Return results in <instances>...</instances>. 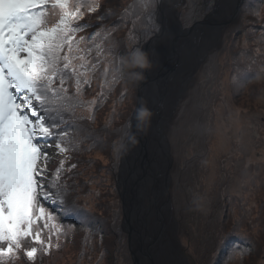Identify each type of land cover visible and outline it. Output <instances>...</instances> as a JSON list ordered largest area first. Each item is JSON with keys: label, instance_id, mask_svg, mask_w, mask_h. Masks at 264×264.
Segmentation results:
<instances>
[{"label": "rangeland", "instance_id": "1", "mask_svg": "<svg viewBox=\"0 0 264 264\" xmlns=\"http://www.w3.org/2000/svg\"><path fill=\"white\" fill-rule=\"evenodd\" d=\"M79 1L67 0L70 8L81 9L78 13L82 16L74 21L79 30L70 38L73 55L63 84L67 92H58L50 99L52 103L46 104L47 115L69 126L67 135L59 140L67 151L60 153L55 146L46 149L49 159L45 173L54 182L52 176L56 175L59 184L55 182L51 191L65 201L66 212L59 213L51 199L46 201L51 218L46 212L32 228L33 236L40 233L43 244L32 236L24 238L21 249L5 264H39L25 255L33 247L41 253V264H133L122 226L119 166L128 117L139 93L132 64L137 54L140 56L138 46L158 33L162 25L157 17L160 0H141V5L131 0H83L81 6ZM219 1L177 0L174 8L180 30L192 25L191 30L210 26L214 31L208 29L211 33L206 36L214 40L197 54L181 92H174L171 111L161 128L171 155L169 200L165 202L173 221L170 236L174 233L176 237L181 264H215L214 252L231 235L248 237L245 240L251 247H240L222 264H264V4L243 0L238 6L235 0L226 9ZM141 12L145 14L138 16ZM60 16L59 8L48 5L45 26L55 27ZM106 24L114 25L110 34ZM131 37L129 44L111 41ZM201 42L200 38L195 41L197 45ZM102 58L103 70L98 66ZM106 63L113 72L119 67L122 77L116 80ZM141 66L143 75L145 65ZM72 68L90 71L87 77L77 72L73 75ZM77 77L81 81L79 92ZM52 87L61 88L59 75ZM157 96L161 98V91ZM90 118L94 122L88 128L85 121ZM61 155L63 164L59 162L52 175L50 163ZM68 167L69 171H64ZM67 173V180L61 177ZM148 181L147 188L152 185V180ZM65 182V187L60 185ZM129 189L126 186L127 196ZM151 193L149 189L143 196L144 206L150 205ZM76 215L78 221L72 218ZM67 216V220L59 219ZM115 221L124 235L121 238L115 224L111 226ZM78 223L79 227H70ZM146 235L152 236L149 232ZM131 236L136 244L140 242L137 234ZM49 244L50 252L45 254ZM144 259L145 264H155L152 258L148 262L146 252Z\"/></svg>", "mask_w": 264, "mask_h": 264}, {"label": "snow or ice", "instance_id": "2", "mask_svg": "<svg viewBox=\"0 0 264 264\" xmlns=\"http://www.w3.org/2000/svg\"><path fill=\"white\" fill-rule=\"evenodd\" d=\"M50 2L61 10L58 24L51 28L44 19ZM77 12L68 10L67 0H0V244H6L0 247V264L21 249L26 237L43 244L40 233L33 236L32 228L46 212L48 218L52 216L45 202H55L58 193L51 191L55 182L45 174L46 149L55 146L60 153L66 152L59 140L67 130L52 131L58 122L47 115L46 104L58 92H67L64 73L70 69L71 59L67 55L61 58L59 53L66 43L71 51L69 33L79 30L73 27ZM61 59L63 69L59 68ZM136 63H143L139 54ZM71 71L76 75L74 68ZM57 75L59 90L52 87ZM80 83L77 77V92ZM50 249L49 244L44 253L49 254ZM25 255L34 262L37 248Z\"/></svg>", "mask_w": 264, "mask_h": 264}, {"label": "bare ground", "instance_id": "3", "mask_svg": "<svg viewBox=\"0 0 264 264\" xmlns=\"http://www.w3.org/2000/svg\"><path fill=\"white\" fill-rule=\"evenodd\" d=\"M234 1L220 0L219 2L227 9ZM176 2L177 0H164V3L160 4L162 11L158 12L157 17L160 21L162 19L164 22L162 24L165 27L149 49L150 54H147V65H145L143 75L140 72L143 83V98L140 106L142 109L140 115H137L136 124L142 130L141 135L145 136L147 145L142 136H137V140L130 137V143L126 147L121 167V172L124 171L122 185L125 188L126 186L130 187L131 195L128 197L126 193H123L125 200L127 199L126 219L128 218L130 221L127 228L130 230L132 246L140 256L139 264L147 263L144 259L145 252L148 256V262H151L150 258H152L158 264H181L176 237L174 233L173 236H170V232L173 230V221L169 217L168 205L163 203L166 197L163 191V167L168 160V142L166 143L167 139L165 141L157 134L156 125H160L161 128L164 127L171 111L174 92H181L184 87L183 80L191 72L197 54L205 45L214 40L210 38L211 35L206 36L208 32L211 33L208 31V29L212 30L210 26L192 31L180 30L174 15ZM213 20L216 22L217 18H213ZM198 38L202 42L197 45L195 41L197 42ZM162 86H166V91L163 98H158L157 95L162 90ZM153 90H156V94ZM155 111L160 113V118H156V114L153 113ZM150 115L151 120H153L151 123H154L152 124L153 127L144 121ZM138 138H141V145L138 143ZM145 145L148 147L145 152L150 155V160L146 165L147 170L143 171L139 160L144 161L142 146ZM129 159H135V164L131 166L130 173H128L130 169ZM148 180H152L153 186L147 188ZM149 189L153 199L148 208L144 206L142 199ZM152 217L154 222L151 221ZM131 232L137 234L136 239L140 242L136 244L135 238L132 239ZM147 232L149 235L152 234L151 238L146 237Z\"/></svg>", "mask_w": 264, "mask_h": 264}, {"label": "water", "instance_id": "4", "mask_svg": "<svg viewBox=\"0 0 264 264\" xmlns=\"http://www.w3.org/2000/svg\"><path fill=\"white\" fill-rule=\"evenodd\" d=\"M159 2L160 3H163L164 0H160ZM160 3L158 5V8L160 7ZM240 3H242V0H238V6H239ZM160 8H159V11H161ZM236 9H237V7H236ZM198 24H200V23L199 22L198 23H195V25H198ZM160 25H161V23H160ZM193 26L194 25H192L190 28H188L187 30H184V31H190ZM164 27L165 26L162 24L160 26V28H159L158 33H154V35L152 36V38H150L149 41L143 46L142 50H143V53H144V55H145L146 58H148L147 57V54H150L149 53L150 47L152 46L153 42L157 39V37L160 35V33H162L161 31L163 30ZM141 76L142 75H140V73H137L136 74V81H137V86H138L139 93L137 95L138 97H137V101H136V106H135L134 111H133V113H132V115L130 117V129H129L130 134H129V138H128L127 142L123 146V150H122V154H121V158H120L121 164L119 166V176H120L119 183L121 184V190H122V192L120 194V200H121V203H122V226L124 228V231L128 235V246L130 247L129 250H130V254H131V258H132L133 264H139V257L140 256L136 253V250L132 246V242H131V238H130V230L127 228V224L128 223L130 224V221L128 220V218L126 219V207H127L126 202H127V199L125 200L124 194H123V193H126V191L124 192L125 187L122 185V179H123V172L124 171L121 172V167H122L123 155L125 154V150H126L127 145L130 143V137H132L133 140L134 139L137 140L136 139L137 136H142L141 135L142 130L136 124L137 123V115L141 112V109H142V107H140L141 104H142V93H143L142 92V89H143L142 88L143 87L142 84L143 83H142V80H141ZM162 87H164V88H162V90H161V93H162L161 98H163V95H164V93L166 91V86H162ZM154 113L156 114V118H160L161 117V115H160V113L158 111H155ZM144 121H146L147 123H150V126L151 127L154 126V125H152L154 123H151L153 121V120H151V115H150L149 118H147ZM156 129H157V134L160 136V138L162 137L166 141V137L163 136L162 133H161V127H160V125H156ZM142 137H143L142 139L144 140V142L146 144L145 136H142ZM138 143L141 145V138H138ZM166 143H167V141H166ZM146 145L145 146H142L143 147V155H144V158L143 159H144V161L142 162V161L139 160V162H141V168H142V170L144 169L143 171H146L147 170V166L146 165L149 163L148 160H150V155L147 152H145V149L148 148ZM167 153H168L167 164L165 165V167H163V172H164V178H163V186H164L163 189L164 190L163 191L166 193L165 195L168 196V186L170 184V175H169V173H170V167H171V155L169 153V148H168V152ZM129 162H130V169H129L128 173L131 172V166L133 164H135V159H129ZM144 175H145V173H144ZM144 175H143V177H144ZM126 195H127V193H126ZM130 196L131 195H129L128 197H130ZM165 200H166V197H165ZM168 200L169 199L167 198V200L166 201H163V203L168 202ZM140 203H141V201H140ZM149 206H147V207L149 208ZM125 228H127V230H125ZM150 261H151V258H150ZM153 262L155 264H158L154 259H153Z\"/></svg>", "mask_w": 264, "mask_h": 264}, {"label": "trees", "instance_id": "5", "mask_svg": "<svg viewBox=\"0 0 264 264\" xmlns=\"http://www.w3.org/2000/svg\"><path fill=\"white\" fill-rule=\"evenodd\" d=\"M130 1V0H129ZM135 2V1H137V0H132V2ZM263 3L264 4V1L263 0H248L247 1V3H250V4H252V3ZM107 12V11H106ZM107 17L105 16V19H106ZM107 21V20H106ZM105 21V22H106ZM107 25V24H106ZM108 27H113L111 24L110 25H108ZM131 40L132 39H130V38H128V41L129 42H131ZM122 43V42H121ZM95 45H98V43H96ZM89 51H91V50H87V52H89ZM90 65V63H88V62H85V65ZM98 66H99V61H98ZM119 67L118 68H115V72H116V75L114 76L115 78H116V80H118L119 79V77L121 78L122 77V75L119 73ZM90 71V68H87V69H83V70H81V71H79V69L77 68L76 69V72L77 73H79V74H81V73H83V75L84 76H86L87 77V75H88V72ZM91 73V72H90ZM129 118V117H128ZM129 120V119H128ZM87 124H89L90 126H88V128L89 127H91L92 126V122H94V119H92V118H90V119H88L87 121H85ZM128 124H129V122H128ZM59 126H65V125H63V124H61V122H60V124H58V127ZM69 128V126H65L62 130H66V129H68ZM84 129H87L86 128V126H84L83 127ZM69 130V129H68ZM67 130V131H68ZM70 131H72V130H70ZM69 131V132H70ZM78 132H80V129H78ZM81 133V132H80ZM85 135V134H84ZM63 159H64V156H58V157H55L52 161H51V163H50V171L52 172L57 166H58V164H59V162H61V161H63ZM80 164V163H79ZM64 171H66V172H68L69 171V167H68V169L67 170H64ZM68 174L69 173H67V176H66V174L65 175H62L61 174V177H63V176H65V179L67 180V178H68ZM52 175H53V172H52ZM73 175L75 176V177H77V175H78V173L77 172H75V171H73ZM55 176L56 175H54V176H52V178L54 177V180H55V182L56 183H58L59 184V181L55 178ZM63 181V180H62ZM65 184H66V182L64 183V184H60L61 186H63V187H65ZM57 200H58V202L60 203V204H62V209L63 208H67L65 205H64V202L65 201H62L60 198H56ZM56 200V201H57ZM74 209H76V207H74ZM76 213H77V209H76ZM75 213V214H76ZM114 214V213H113ZM81 215L82 214H79V217H81ZM70 217V216H69ZM72 218H74V219H76V221H78V218H77V215H76V217H73L72 216ZM94 218H91V220H89V222L88 223H90L92 220H93ZM96 219V218H95ZM97 220V219H96ZM101 220V219H100ZM106 221V220H105ZM80 223H78L77 225H76V227H79L80 225H79ZM111 226H114V224H115V228H114V230H117L118 231V233L120 232V238H121V236H124L123 235V233H121L122 231L120 230V228H119V224L117 225V221H115V223L114 222H111ZM112 234H115V233H112ZM243 238H245V236L243 237ZM118 239V238H117ZM245 239H249L248 237H246ZM245 239H240V237H238V236H234V235H231V236H229L228 238H226L225 240H224V242L223 243H220V245H219V247H218V249L214 252V254L215 255H213V258H215V259H217V262H215V264H222V263H224V261H226V260H228V258L227 257H229L231 254H234L235 252H237V250L240 248V247H242V246H246V247H249L248 249H250V247H251V245H250V243H249V241L247 240V242H246V240ZM127 241V240H126ZM115 245H116V243H114V247H113V249L112 250H114L115 249ZM127 245H128V243H127ZM129 251V250H128ZM128 254L130 255V253L128 252ZM224 258H226V259H224ZM42 258H41V253L40 252H37V258H36V260L34 261V263H39V264H41V263H43V262H38L39 260H41ZM131 260V259H130ZM9 261V260H8ZM8 261H5V262H8ZM30 264V263H29ZM132 264V263H131Z\"/></svg>", "mask_w": 264, "mask_h": 264}]
</instances>
